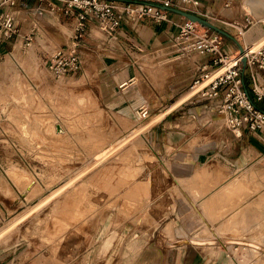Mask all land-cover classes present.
Returning a JSON list of instances; mask_svg holds the SVG:
<instances>
[{"label":"rangeland","instance_id":"1","mask_svg":"<svg viewBox=\"0 0 264 264\" xmlns=\"http://www.w3.org/2000/svg\"><path fill=\"white\" fill-rule=\"evenodd\" d=\"M210 1L206 2L211 7L209 16L188 10L181 4L182 0L175 3L183 11L225 31L244 44V48L247 43L251 45L250 42L255 40L252 35L248 36L247 43L244 42V36L246 37L250 28L263 26L255 24L246 28L245 17L251 14L258 19L264 18L255 13V9H259L257 6L255 9L252 7L255 2L261 8L263 0ZM225 4L229 7L226 8ZM186 20L185 17L184 21ZM198 28L204 31L207 27L199 24ZM243 30L244 36L239 33ZM261 32L264 35V31ZM222 36L223 53L229 57H239L241 53H236V48L233 54L227 53L234 42L231 38ZM46 40L48 42L43 46L27 47L23 44L20 56H0V176L9 181L15 195L10 198L0 194V229L8 228L0 235V248H15L18 245L19 251L32 248L34 254L30 260L16 259L15 264H32L37 260L51 264L55 257L62 258L63 264H81L87 258L88 251L97 243L94 237L100 222L108 216L112 217V221L116 223L113 227L116 234L134 218L143 204L151 202L152 194L148 189L142 188L141 181L147 180L149 187L151 177L164 159L158 160L144 138L147 130L159 122L151 123L154 118L160 116L163 119L172 111V105L170 109L167 106L174 101L172 95L178 92V86H173V78L164 77V85H161V81L152 76L149 70L164 63L161 62L162 59H156L158 55L153 53L141 55L131 52L135 60L131 62L129 58L126 59L125 63H130L132 71L141 74L136 84L127 85L132 89L129 93L119 94L122 89L112 88L113 83L109 85L105 77L101 76L102 72L93 65L76 75L56 77L47 62L64 44L54 47L50 40ZM68 42L69 40L64 43ZM28 51L33 52L35 63L41 72L39 82L23 65V57ZM169 51L177 53L166 57L168 60L162 66L173 67V77L192 61L211 57L190 54L191 59L188 60L180 57L183 54L174 45L167 46L161 52ZM210 65L209 60L202 67ZM193 67L196 70L202 68ZM220 67L221 65L208 67L206 73ZM254 69H257L256 66ZM244 72L255 101V94L251 90V68L244 66ZM206 73L198 72L193 81L188 83L186 91L179 96L187 93L178 101H183L190 93H196L201 86L192 88L196 81L204 80L203 75ZM17 74L24 85L16 84L15 88L19 92L9 93ZM114 81L118 85L116 79ZM13 97L14 104L11 102ZM257 103L264 109L263 102ZM8 105L11 107L8 108ZM142 107L148 110L146 118L140 116ZM157 113L159 114L154 116ZM215 125L216 132H211L215 127H209V133L193 140L188 149H208L213 142L219 143L221 137L230 142L228 132L221 130L232 129L228 125L224 128L220 124ZM62 126L66 132L58 135V130H63ZM204 169L197 177L210 176L209 170ZM225 176V173L220 175L221 178ZM29 187H32V191L26 193ZM263 189L264 173L251 169L250 173L235 179L231 186L222 191L223 199L236 200L233 207L240 205L253 193L258 192L259 195L260 192V195L255 202L239 210L233 222L224 224L221 229L264 231ZM44 198L48 200L32 210ZM157 206L161 208L160 204ZM207 209L210 214H215L212 202L207 203ZM224 213L226 210L221 211V214ZM21 216L22 219L14 224ZM144 219H150L148 212L144 214ZM132 221L130 222L134 224ZM54 231L62 236L59 239L61 247L56 254L52 251V242L44 238ZM134 233L136 232H131V236ZM115 258L117 257L114 256ZM52 264L58 263L54 261Z\"/></svg>","mask_w":264,"mask_h":264},{"label":"crops","instance_id":"2","mask_svg":"<svg viewBox=\"0 0 264 264\" xmlns=\"http://www.w3.org/2000/svg\"><path fill=\"white\" fill-rule=\"evenodd\" d=\"M108 1L122 9L124 4L141 0ZM198 1L199 11L203 16H209L211 7L207 6L206 2L210 0ZM262 3L261 8L255 2L252 3L254 9L256 6L259 8L255 9L257 16H264V0ZM52 6L55 8L54 11L47 6V12L43 14H39L36 2L18 3L13 7L1 8L2 12L15 15L18 34L12 38L0 34V56L11 54L20 56V47L23 44L27 47L43 46L48 42L46 39L50 40L54 47L62 44L64 47L68 46L75 33L77 14H66L63 4L59 1H55ZM215 7H218V3ZM225 7L229 5L225 4ZM173 10L183 11L182 7L175 3L174 7L168 10V20L163 22H156L149 17L132 21L123 16L119 27L112 35L102 31L98 23L89 18L79 48L83 61L82 71L90 69L93 65L102 72L101 76L105 77L109 85L113 83L112 88L116 90L124 83H131L137 75L136 71H132L130 63H125L127 58L131 62L135 60L131 52L141 55L156 54L155 50L163 51L167 46L174 45L169 41H173L179 34V27L184 23L185 16ZM261 30L264 31V27L250 28L246 37L244 36V42L247 43L249 35L255 39L250 42L252 44L262 39L264 35L261 34ZM31 34L32 41L27 45L26 37ZM67 40L69 42L64 43ZM231 41L234 43L227 53L233 54L235 48L236 53L240 52V46L243 47L244 44L233 37ZM182 54L183 58L191 59L190 54ZM194 55L204 57L200 54ZM210 58L201 57L194 60L195 66L197 68L204 66ZM23 60L24 67L38 82L41 81V72L35 63L33 52L28 51ZM198 71L189 64L187 68L176 73L173 86H178V92L172 95L174 101L167 106L172 111L163 119L160 116L154 118L151 123L159 122L146 132L144 141L150 144L158 160L164 159L151 177L149 187L147 180L141 181L142 188L148 189L152 194L151 202L143 204L140 211H136L134 218L116 234L113 230L116 223L114 224L112 217L108 216L100 222L94 237L97 243L88 251L87 258L81 264H264V231L221 229L224 224L233 222L236 213L255 202L260 195V192L259 195L258 192L253 193L240 205L233 207L236 200L223 199L222 191L231 186L235 179L250 173L251 169L264 173V129L258 132H252L246 127L236 132L222 129L221 131L228 132L230 142L227 138L221 137L219 143L213 142L208 149H188L193 140L209 133V127H215L211 132L213 130L216 132L217 125L214 123L226 120L225 114L217 109L216 102L205 99L201 92L196 95L190 93L191 95L189 94L183 101H178L187 93L179 96L186 91L188 83L193 81ZM114 79L118 85H115ZM245 84L247 85L246 78ZM124 88L119 94L132 91L129 87ZM17 92L19 90L15 86L10 87L9 93ZM11 102L15 103V97ZM256 104L258 105L257 102ZM9 107L11 105H8ZM62 128L63 130L61 128L58 130V135L66 132L63 126ZM238 133L241 134L238 136ZM204 168L209 170L210 176L197 177ZM223 173L227 176L221 178L220 175ZM13 191L9 181L0 176V194L13 198L15 196ZM45 200L46 198L34 206H41ZM208 202H212L214 215L207 209ZM158 204L161 208L157 206ZM224 210L226 213L221 214ZM146 212L150 214L149 220L144 219ZM133 231L136 233L131 236ZM58 234L54 231L44 237L52 242L50 245L55 254L61 247L59 239L62 236ZM18 247L20 245L15 248L1 247L0 264H15L16 259L22 261L31 259L34 254L32 248L19 251ZM114 256L117 258L114 259ZM53 259V262L63 264L62 258ZM43 261L37 260L32 264H46Z\"/></svg>","mask_w":264,"mask_h":264},{"label":"built area","instance_id":"3","mask_svg":"<svg viewBox=\"0 0 264 264\" xmlns=\"http://www.w3.org/2000/svg\"><path fill=\"white\" fill-rule=\"evenodd\" d=\"M55 1L63 4L66 14L76 13L78 20L70 45L63 47L47 62L50 71L56 77L76 75L82 72L83 61L79 48L89 18H93L102 31L112 35L119 27L123 16L132 21L149 17L156 22H163L168 20L169 8L174 7L172 0H141L124 4L122 9H118L114 3L108 0H0V9L16 6L18 3L36 2L39 14H43L47 12V6L51 11L55 10L52 6ZM181 4L185 5L188 10L202 15L199 11L200 2L198 0H182ZM244 23L246 28L255 24H262L264 27V19L254 22L249 15H246ZM198 26L197 22L188 19L184 21L179 27V34L173 38V44L179 48L181 53L187 55L211 56L210 66H224L229 56L222 50L224 45L222 34L210 28L202 31ZM241 29H243V25ZM242 32L239 33L244 36V30ZM0 34L7 38L18 34V24L14 14L0 10ZM26 40L29 45L32 41V34L27 36ZM244 49L246 51L247 45ZM245 57L246 65L243 64V56L240 54L224 73L217 76L200 92L205 99L216 102L217 109L225 114L228 127L232 131L236 132L242 127H246L252 132H258L264 129V109L256 104L257 101L264 103V46L258 52L246 53ZM244 66L251 68V90L255 94V101L251 98L250 89L245 84ZM254 66L257 69H254ZM207 69L208 66L202 67L198 72L206 73ZM209 73L204 74L203 78ZM140 111L142 117L146 118L148 110L142 108ZM240 134L238 133V136Z\"/></svg>","mask_w":264,"mask_h":264},{"label":"bare ground","instance_id":"4","mask_svg":"<svg viewBox=\"0 0 264 264\" xmlns=\"http://www.w3.org/2000/svg\"><path fill=\"white\" fill-rule=\"evenodd\" d=\"M248 1V0H247ZM249 16H251V19L254 21V22H256L257 20H258V18H256V17H254L253 15H251V14H248ZM259 19H264V18H259ZM264 46V37L262 38V39H260L259 41H257L256 43H254V44H251V45H249V44H247V49H246V51H245V54L246 53H248V54H251V53H255V52H258L262 47ZM155 52H156V54L158 55L157 56V58L156 59H162L163 61H161V62H164L165 63V61L167 60L166 59V57L167 56H169V55H173L174 53H177L176 51L174 52V51H169L168 53H165V52H161L160 51V49H157V50H155ZM146 54H148V53H146ZM180 57H183V56H180ZM243 57H245V56H243ZM235 58H236V56H231V57H229V59H228V61H227V63L224 65V66H221L220 68H218V69H216V70H214V71H212L211 73H209L208 74V76H206V77H204V80H201V81H199V82H197L196 83V85L192 88V90L196 87V86H201V88L194 94V95H196V94H198L203 88H205L212 80H214L217 76H219V75H221L222 73H224L227 69H228V67L235 61ZM167 62V61H166ZM164 63H162V64H164ZM162 64L158 67V68H156V69H152V70H149L151 73H152V76L156 79V80H160L161 82V85H164V77H167V78H173L174 79V77L172 76L173 74H174V68L173 67H168V66H166V67H163L162 66ZM191 65L193 66H195V63H194V61H192V63H191ZM17 77H16V80H15V84L13 85V86H16V84L18 85V84H21V83H23L22 81H21V79H19V76H18V74L16 75ZM138 76H140V78H141V74L138 72L137 73V75H136V77L134 78V79H132V81H131V84H136V80H137V78H138ZM130 83H124L123 85H121V86H119V89H123L124 87L126 88V86L127 85H129ZM23 85H24V83H23ZM130 86V85H129ZM128 87V86H127ZM27 89H29V88H27ZM193 95V96H194ZM191 98V97H190ZM189 98V99H190ZM188 99V100H189ZM142 108H144V107H142ZM141 108V109H142ZM140 109V110H141ZM140 116H142V114H141V111H140ZM227 121L226 120H221V121H219V122H216V123H214V124H220L223 128L224 127H226V125H228L227 123H226ZM26 190V189H25ZM32 191V187H29L27 190H26V193L28 192H31ZM25 193V192H24ZM55 195V194H54ZM51 197H53V195L51 196ZM51 197H50V199H51ZM47 198H49V197H47ZM46 198V200L45 201H47L48 199ZM49 199V200H50ZM42 203H44V202H42ZM40 206H34V208L33 209H36V208H39ZM32 209V210H33ZM31 213V212H30ZM29 214V213H28ZM20 219H22V217H20L19 219H17L16 220V222L14 223V224H16ZM7 228H5V229H1L0 230V235H2L4 232H6L7 230H6Z\"/></svg>","mask_w":264,"mask_h":264},{"label":"water","instance_id":"5","mask_svg":"<svg viewBox=\"0 0 264 264\" xmlns=\"http://www.w3.org/2000/svg\"><path fill=\"white\" fill-rule=\"evenodd\" d=\"M173 11L185 16L187 19L191 20L192 22H197L200 25H202L203 27H207V28L213 29V30L219 32L220 34L231 38V36L229 34H227L225 31L219 29L218 27H216L212 23H210V22H208V21H206V20H204V19H202V18H200V17H198V16H196L194 14L187 13V12H184V11H181V10H173ZM240 53H241L242 56H245V49L242 46H240ZM242 60H243L242 62L244 63V65H246L247 64L246 57H243Z\"/></svg>","mask_w":264,"mask_h":264},{"label":"trees","instance_id":"6","mask_svg":"<svg viewBox=\"0 0 264 264\" xmlns=\"http://www.w3.org/2000/svg\"><path fill=\"white\" fill-rule=\"evenodd\" d=\"M251 98H252V96H251ZM253 99V98H252Z\"/></svg>","mask_w":264,"mask_h":264}]
</instances>
